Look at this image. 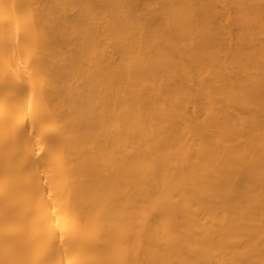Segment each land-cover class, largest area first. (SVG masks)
<instances>
[{
  "label": "bare ground",
  "instance_id": "6f19581e",
  "mask_svg": "<svg viewBox=\"0 0 264 264\" xmlns=\"http://www.w3.org/2000/svg\"><path fill=\"white\" fill-rule=\"evenodd\" d=\"M0 264H264V0H0Z\"/></svg>",
  "mask_w": 264,
  "mask_h": 264
}]
</instances>
